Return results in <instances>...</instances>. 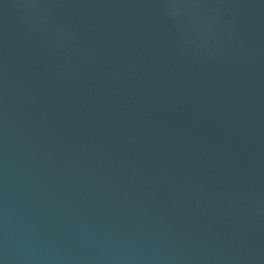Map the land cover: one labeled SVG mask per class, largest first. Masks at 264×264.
<instances>
[{
	"label": "water",
	"instance_id": "1",
	"mask_svg": "<svg viewBox=\"0 0 264 264\" xmlns=\"http://www.w3.org/2000/svg\"><path fill=\"white\" fill-rule=\"evenodd\" d=\"M0 264H264V0H0Z\"/></svg>",
	"mask_w": 264,
	"mask_h": 264
}]
</instances>
